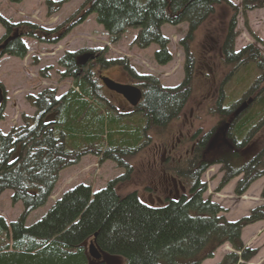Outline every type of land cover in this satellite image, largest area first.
I'll list each match as a JSON object with an SVG mask.
<instances>
[{
	"label": "trees",
	"instance_id": "obj_1",
	"mask_svg": "<svg viewBox=\"0 0 264 264\" xmlns=\"http://www.w3.org/2000/svg\"><path fill=\"white\" fill-rule=\"evenodd\" d=\"M62 4L47 0V15L57 13ZM217 7H223L229 16L225 29L213 42L208 35L204 42L216 52L221 68L230 69L228 74L242 70L246 75L255 70L260 73L247 91L257 95L233 120L227 135L232 151L240 150L241 155L253 132L264 124V90H259L264 58L251 45L233 53L227 43L235 27L238 7L241 12L250 11L264 7V0H241L238 6H232L227 0H85L73 16L52 30L28 23L13 24L0 16V26L5 31L0 43L13 30L43 43H53L94 14L96 23L111 41L132 30L136 31L133 45L138 50L158 46L154 60L165 66L171 57L166 50L167 41L161 36V27L186 24L187 35L180 42L185 48ZM26 54L20 38L9 42L4 49V55L16 59H23ZM194 58L195 55L186 52L185 80L181 88L167 90L152 78L137 77L141 100L133 112L126 113L108 100L110 93L103 90L98 77L116 61L105 60L102 50L64 54L58 65L65 69L61 76L71 79L72 87L61 97L49 90L36 97H26L35 109L34 115L23 116V125L8 134L0 132V194L11 191V202L22 206V213L15 221L7 223L0 218V264H107L106 261L202 264L211 260L215 251L225 244L234 253L227 254L217 264L248 262L256 255L255 250L242 245L240 234L244 227L264 221V208L231 223L220 216L223 211L218 205L203 199L205 184L199 180L210 166L209 155H202L207 137L166 170L178 180L179 186L173 189L170 182L165 184L164 190H170L164 191L162 204L152 206L141 202L135 191L119 196L117 187L121 178L94 193L89 186L79 184L64 191L38 221L25 226L28 216L45 205L51 196L62 170L73 167L85 155L97 157L100 163L112 161L124 168L126 160L143 149L145 140H151L150 133L167 129L168 121L178 115L169 114L170 108L180 103L182 97L184 104L191 96ZM222 97L220 94L214 107L216 115L225 120L230 112L220 109ZM4 104L3 98L0 121ZM257 146L249 149L252 155L249 159L245 156L247 160L237 154L215 156L217 159L213 161L223 167L218 190L241 175L243 179L236 190V195H241L264 176L263 158ZM261 196L264 198V189ZM90 245L101 259L93 260L89 256Z\"/></svg>",
	"mask_w": 264,
	"mask_h": 264
},
{
	"label": "rangeland",
	"instance_id": "obj_2",
	"mask_svg": "<svg viewBox=\"0 0 264 264\" xmlns=\"http://www.w3.org/2000/svg\"><path fill=\"white\" fill-rule=\"evenodd\" d=\"M46 1L22 0L19 4H10L6 0H0V16L13 24L28 23L52 30L73 16L85 0H50L63 2L60 10L51 16L46 13ZM227 1L232 6H238L241 0ZM228 18L223 7H217L214 15L202 29L197 31L193 42L188 43L183 49L180 46V41L187 35V25L162 26L160 33L167 41L166 50L171 57V61L165 66L159 65L154 60L153 56L159 49L158 46L151 45L144 50H138L133 45L136 31L132 30L127 31L119 40L111 41L105 31L96 23L94 14L89 15L83 23L72 28L67 35L53 43H43L35 38L22 36L20 40L27 49V54L23 59H16L8 55L0 56V85L5 93L0 132L8 134L12 129L23 125V116L32 117L34 115L35 109L27 102L26 97H36L45 90L53 91L56 97H61L72 87L71 79L61 76L65 69L58 65L65 53L90 54L102 50L105 60L116 61V63L103 70L101 75L118 82H125L128 80L127 77L122 76L125 70L122 63H125L134 74L152 78L162 88H175L180 85L184 78L186 52H190L191 56L195 55L192 60L196 69L192 73L191 96L182 104L180 115L178 114L176 118L168 121L167 129H164L162 133L158 131L150 133L151 140H145L142 145L143 149L128 158L124 168L117 167V164L112 161L100 163L97 157L85 155L73 167L62 170L51 196L45 205L28 216L25 226H30L38 221L64 191L79 184L89 186L94 193L105 187L108 182L121 178L117 187L119 196L123 197L135 191L141 202L152 206L163 203L166 196L164 179L171 176L166 170L173 168L176 161L185 157L184 151H191L193 146L195 147L193 137L200 138L213 133L218 128L223 129V125L230 120H223L216 115L214 103L219 99L220 94L223 95L220 109L224 111L229 106L238 105L237 107H239L250 86L260 76L257 70L248 75L242 70L227 77L230 69L221 68L216 52L204 42L207 35L213 42L221 30L225 29L224 25ZM4 34L5 31L0 26V39ZM15 34L21 35V32L13 30L8 37ZM250 45L255 47L259 55L264 58V7L245 12H241L238 7L235 27L231 31L227 48L230 47L229 51L236 53ZM82 59L85 58L82 57ZM41 72L43 75L40 74ZM239 79L241 80L238 83ZM262 86H264V80L261 81L259 88ZM219 88L221 92H219ZM210 90L211 92H209ZM110 95L107 96L108 100L117 105L116 96L114 98L112 97L114 95ZM181 102L182 98L180 103L172 106V109L170 108L169 114H173ZM256 130L246 148H242L241 155L244 157L245 151L247 152L251 148L250 145L262 141V145L259 147L264 163V124ZM224 132L228 133L229 129ZM178 137L180 143L175 140ZM212 141L213 139L208 144H211ZM226 143L231 148L232 145L228 140ZM168 144L169 146L173 145L177 150L170 155V158L167 157L168 161L165 162L161 155L164 153V147ZM156 145L162 146V148L156 147ZM221 146V144L215 145L207 153L210 166L199 181L205 184L203 199H208L211 203L218 205L223 211L220 216L227 222L233 223L247 217L255 209L264 208V198L261 196L264 189V176L255 180L241 195H236V190L242 181V176L234 178L218 190V185L223 177V167L213 160L215 156H232V153H227L229 152L227 146ZM182 148L183 156L179 158ZM238 152L234 151L233 154L236 155ZM154 158L155 162H153ZM202 161L204 160L202 159ZM21 213V204L11 202V191L7 190L0 194V218L10 223L15 221ZM240 241L248 250H255L256 255L248 262L239 261L238 264H264V221L244 227L241 230ZM229 253L234 252L230 245L225 244L215 251L211 260L202 264H217Z\"/></svg>",
	"mask_w": 264,
	"mask_h": 264
},
{
	"label": "flooded vegetation",
	"instance_id": "obj_3",
	"mask_svg": "<svg viewBox=\"0 0 264 264\" xmlns=\"http://www.w3.org/2000/svg\"><path fill=\"white\" fill-rule=\"evenodd\" d=\"M183 40H181V42H182ZM182 49H183V47H182ZM185 62H186V60H185ZM122 65H123V69H125L123 72L124 73H122V76H125V77H127L128 78V80L127 81H125V82H118V81H115V80H112V79H110V78H108V79H110V80H112V81H114V82H117V83H120V84H128V85H132V86H135L136 87V85H137V83H136V81H135V79L137 78V77H140V76H137L136 74H134L126 65H124V63H122ZM215 66L213 65V68H214ZM196 69V67H194V70ZM126 72V73H125ZM263 78L261 79V81L262 80H264V73H263ZM98 77H105V76H101V72L99 73V76ZM142 77H146V76H142ZM227 77H231V75L230 74H228L227 75ZM149 78V77H148ZM184 80H185V75H184V78H183V80H182V82H181V84L180 85H178L177 87H175V88H165V89H167V90H174V89H177V88H181V87H183V82H184ZM99 81H100V79H99ZM224 81V80H223ZM222 81V82H223ZM261 81H260V83H261ZM101 82V81H100ZM213 83H214V80H213ZM101 86L103 87V90L105 91V92H109L110 94H112V95H114V96H112V97H114L115 98V96H116V98H115V100L117 101V105H116V108L118 109V110H122V111H125L126 113H131V112H133V110H134V108L137 106H135V107H131L121 96H119V95H116V94H114V93H112L111 91H108L106 88H105V86L103 85V83L101 82ZM220 87V86H219ZM212 90V89H211ZM211 90L209 91V92H211ZM259 90H261V91H263L264 90V86H262V88H259ZM141 92V91H140ZM181 92H183V90L181 91ZM184 92H189V91H184ZM213 92V91H212ZM219 92H221V90H220V88H219ZM181 95H183V93H181ZM247 96H246V98H244L243 99V101H247L249 98H252V99H254V97H255V95H257L256 94V92H254V91H252V92H248L247 94H246ZM111 96V95H110ZM253 102V101H252ZM182 104H183V97H182V103L177 107V109L174 111V112H176V113H178L179 115H180V113H181V110H180V108H181V106H182ZM238 105H236V106H229L228 108H226V110H224V111H227V109L229 110V115H228V117L226 118V116H225V119H231L232 117H233V113H234V111L236 110V107H237ZM249 107V106H248ZM247 107V108H248ZM246 110V109H245ZM192 113V112H191ZM178 116V115H177ZM176 116V117H177ZM236 118V117H235ZM234 118V119H235ZM233 119V120H234ZM233 122V121H232ZM231 122V123H232ZM230 123V127L228 128L229 130H230V128H231V124ZM222 125H223V123H222ZM213 134H214V136H213ZM180 135H182V134H180ZM227 135H228V133H225L224 132V130L223 129H220V128H218L217 130H215L213 133H209V134H207L206 136H202V137H197V138H194L193 137V139H194V144H199L201 141H202V139L203 138H206L207 137V140L205 141V144H204V152L202 153V155L204 154V153H208L209 152V150H212V147L213 146H215V145H217V146H219V144H221L223 147H225V146H227V143H226V140H228L226 137H227ZM213 139V141H212V143L211 144H208L209 143V141L210 140H212ZM176 140V142L177 143H180V139H179V137L177 138V139H175ZM257 146V148L256 149H258V147L259 146H261L262 145V141H258V142H255V143H253L252 145H250V147L252 148L253 146ZM168 147H164V155L162 154L161 155V158H163V160L165 159V162H167L168 160L166 159L167 157H169L170 158V155L171 154H173V153H175V151L177 150V149H175L174 148V146L172 145V146H169V144L167 145ZM221 146V147H222ZM156 147H161L162 148V146H158V145H156ZM191 147V146H190ZM228 147V146H227ZM193 148H194V146H193ZM193 148H192V150L190 151V152H192L193 151ZM250 148V149H251ZM260 148V147H259ZM232 149L231 148H229L228 147V151H229V153H232V155H234L233 154V152L234 151H231ZM249 150V149H248ZM179 151V150H178ZM177 151V152H178ZM159 152V151H158ZM156 153H157V151H156ZM184 153H185V156H187L188 155V151H184ZM249 151H245V153H244V155L246 156L247 155V157H248V159L251 157V153H249ZM260 153H261V150H260ZM259 153V154H260ZM237 155H240V153H237ZM243 155V156H244ZM260 155H262V153L260 154ZM182 156H183V148H182V150H181V152L179 153V158H182ZM242 157V155H240V157H242V158H244V159H246V157ZM247 160V159H246ZM153 162H155V158L153 159ZM163 175H165V174H163ZM241 176V175H240ZM242 179H243V177H242ZM165 180V184L167 185L169 182V184L171 185V188H173V189H175V188H177L178 186H179V183H178V180L176 179V178H174V177H172V176H169L167 179H164ZM169 186H167V188H168ZM166 190H170V189H166ZM166 190H164V191H166ZM155 191H157V190H155ZM107 262V264H113V263H111V261H106Z\"/></svg>",
	"mask_w": 264,
	"mask_h": 264
},
{
	"label": "water",
	"instance_id": "obj_4",
	"mask_svg": "<svg viewBox=\"0 0 264 264\" xmlns=\"http://www.w3.org/2000/svg\"><path fill=\"white\" fill-rule=\"evenodd\" d=\"M18 37L20 36L18 34H15L14 36L9 37L7 40H5L2 45H0V56H3L4 49L8 42L17 39ZM100 81L103 83V85L108 91H111L112 93L121 96L131 107H135L141 100V92L135 86L128 84H120L105 77H101ZM3 98L4 95L2 89L0 88V103L2 102ZM252 101L253 99L249 98L246 102L243 101L239 104V107H237L233 113V117L226 124L223 125L224 131H226L230 127V123L235 117H237L240 113L247 109V107L252 103ZM88 253L93 260L101 259V256L96 252L92 245L89 246Z\"/></svg>",
	"mask_w": 264,
	"mask_h": 264
}]
</instances>
